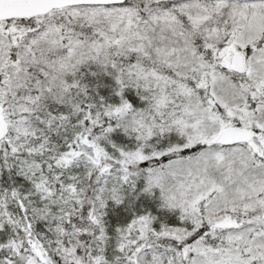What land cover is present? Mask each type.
Returning a JSON list of instances; mask_svg holds the SVG:
<instances>
[{
  "label": "snow or ice",
  "instance_id": "snow-or-ice-1",
  "mask_svg": "<svg viewBox=\"0 0 264 264\" xmlns=\"http://www.w3.org/2000/svg\"><path fill=\"white\" fill-rule=\"evenodd\" d=\"M0 264H264V0H0Z\"/></svg>",
  "mask_w": 264,
  "mask_h": 264
}]
</instances>
